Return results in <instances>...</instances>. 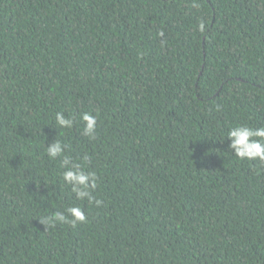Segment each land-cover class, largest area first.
<instances>
[{
  "label": "trees",
  "instance_id": "16d2710c",
  "mask_svg": "<svg viewBox=\"0 0 264 264\" xmlns=\"http://www.w3.org/2000/svg\"><path fill=\"white\" fill-rule=\"evenodd\" d=\"M238 124L264 126V0H0V264H264ZM56 138L102 207L63 183ZM70 206L87 221L40 222Z\"/></svg>",
  "mask_w": 264,
  "mask_h": 264
},
{
  "label": "clouds",
  "instance_id": "9594fccd",
  "mask_svg": "<svg viewBox=\"0 0 264 264\" xmlns=\"http://www.w3.org/2000/svg\"><path fill=\"white\" fill-rule=\"evenodd\" d=\"M193 7H199L194 3ZM206 24L203 19L198 24V31L204 33ZM163 36V32L159 33ZM79 120L82 124V135L89 139H95L97 134L98 120L97 116L91 112H82L79 114ZM55 123L61 129H71L75 120L72 115L66 116L63 112L55 114ZM227 140L230 141L228 147L234 153V156L241 160H260L264 161V126L250 127L247 124H238L230 127L227 132ZM66 145L56 138L47 145L46 153L51 159L63 157L61 160L62 181L70 186L71 192L77 200H87L95 207H102L104 201L93 196V191L97 187V174L94 171H85L81 163L74 162L72 158L65 153ZM85 160L87 157L84 158ZM39 186V185H37ZM87 216L80 206H70L64 211H56L51 216L40 219V222L46 226H55L56 223L69 224L73 228L78 223H85Z\"/></svg>",
  "mask_w": 264,
  "mask_h": 264
}]
</instances>
